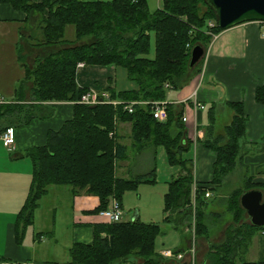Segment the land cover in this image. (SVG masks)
I'll list each match as a JSON object with an SVG mask.
<instances>
[{
	"label": "trees",
	"instance_id": "trees-1",
	"mask_svg": "<svg viewBox=\"0 0 264 264\" xmlns=\"http://www.w3.org/2000/svg\"><path fill=\"white\" fill-rule=\"evenodd\" d=\"M22 11L42 14V38L38 47L49 48L30 65L15 87V100L0 103V133L9 127L25 126L33 118L44 117L38 111L46 101H72L73 114L58 130H49L45 143L30 146L14 157L31 160V181L26 198L18 211L16 237L20 241L26 228L34 222L38 200L46 195L50 185L69 187L73 195L98 197L92 210L98 213L109 207L112 199L121 206L125 192L140 184L154 183L155 172L130 177L116 175L117 163L128 151L139 152L148 146H162L169 164L182 170L168 182L164 194V210L168 219L180 208L192 209L195 184L196 235L208 236L206 191L225 187L236 172L241 184L225 196L224 212L230 214L224 239L211 243L206 264H234L245 255L256 232L264 226L252 225L239 203L240 195L249 189L264 192V163L251 170L244 162L247 155L264 152V134L256 142L245 141L248 117L242 101H227L231 111L228 122L221 124L215 106L208 110V122L200 143L215 153L211 179L194 182L192 158L188 156L191 141L182 121L183 105L167 103V120L152 116L149 103L165 100L169 89L181 88L202 66V58L189 67L190 52L198 44L205 50L217 26L214 10L204 0H161V6L150 11L147 0H0ZM209 21L213 25L208 24ZM72 26L73 37L66 36ZM153 44V55L152 52ZM78 62L85 65L121 67L133 87L105 88L108 100L136 101L128 112L125 103L111 104L102 92L96 104L78 102L89 91L75 80ZM27 82L29 93L21 94ZM29 102H23L25 98ZM256 102L264 106V83L255 88ZM49 114H46V116ZM119 123H129V145L123 143L117 131ZM198 141V140H197ZM199 142V141H198ZM250 142L254 148L245 146ZM184 171V172H183ZM221 215V214H220ZM162 233L157 222H145L138 216L117 222L93 226L89 243L73 242L68 249L70 264H163L156 250V240ZM52 230L37 235L52 237ZM0 264H30L8 261Z\"/></svg>",
	"mask_w": 264,
	"mask_h": 264
},
{
	"label": "crops",
	"instance_id": "crops-1",
	"mask_svg": "<svg viewBox=\"0 0 264 264\" xmlns=\"http://www.w3.org/2000/svg\"><path fill=\"white\" fill-rule=\"evenodd\" d=\"M30 1L39 2L40 0ZM160 6L161 0L158 2V7ZM41 19L42 14L37 11H22L8 3L0 2V97L3 102L16 101L15 87L24 74L23 63L30 65L38 56L51 50L37 46L42 38ZM116 68L113 65L84 64L75 69V80L80 87L94 89L98 93H106L105 88H116ZM262 83H264V35L260 32L258 21H246L223 29L216 34L205 50L200 71L194 74L181 88L168 90L165 101L171 105L181 103L183 105L182 115L186 114L187 116V121L184 124L186 136L191 141V149L187 155L192 158L191 172L194 182L203 183L211 179L215 153L200 143L204 136V126L208 122L210 106L214 105L215 111L220 112L226 107L227 101H242L248 117L246 136L249 137L250 142H256L262 137L264 134V106L256 102L254 97L256 86ZM24 86L25 89L21 90V94L25 93L27 96L30 83L27 82ZM194 92L196 93L195 99L204 104V109L194 111L192 108ZM25 99L22 101H30L27 97ZM73 104L72 101L67 100L42 103L38 114L44 117L33 118L25 126L13 127L14 143L10 149L5 148L0 141V257H4L8 261L57 264V258L51 255L56 250H61L58 248L59 246L62 245L68 252L73 242L89 243L93 238V226L105 223L100 220L98 213L92 212L99 202L97 196L73 195L69 187L50 185L49 187L57 188L59 193L65 192L64 197H66L67 206H69L67 207L68 211L62 213V217L66 221L64 226L66 235L63 237L58 231L53 215L52 225L43 221H35L34 216L30 237L27 238L30 225L26 228L20 241L16 237L17 214L28 192L32 163L27 157L16 158L14 155L23 152L30 146L44 144L49 130H58L65 120L72 117ZM46 114L49 115L46 116ZM124 124L128 125L126 131L123 128ZM118 129L121 141L129 145L130 124L119 123ZM195 136L197 139H194ZM158 147L162 146H148L139 152L129 150L127 157L118 161L116 175L130 177L149 173L152 169L157 170ZM195 158L196 162H199L196 169ZM162 160L168 163L166 155L162 156ZM244 162L252 170L253 167L264 163V153L247 155L244 157ZM169 168L172 178L182 172L179 166L169 164ZM156 184L157 182L140 185L156 187ZM165 186L168 188V183ZM165 193L166 191H163L162 194H158V198L155 200L149 198L144 202L141 201L142 194L136 193V202L133 205L137 208V216L140 219V214L143 211L145 222H159L161 225L162 233L156 240V250L159 253L163 249H171L184 254L182 259L163 258V264H189L188 248L191 244V236L186 230L190 219L189 209L180 208L173 211L168 219H164L167 216L163 206ZM210 193L212 195L211 191ZM128 196H130L129 193L122 197L123 219L128 215L123 207L125 201L128 202ZM137 202H140V205H137ZM208 212L210 214L206 216L208 236L196 235L195 238V264L208 262L207 253L210 244L220 243L224 239L225 230L230 223L229 219H226L224 224L220 222L216 227L213 224L221 219L218 218L221 216L219 213L221 211ZM217 218L218 220H216ZM50 229L53 232L50 237L53 243H49L46 236L39 237L37 235L40 232H48ZM254 244L252 240L245 252V255H249L254 247V256L248 259L240 257L234 264H264L263 238L259 237L255 246H253ZM64 264H70L67 258L64 260Z\"/></svg>",
	"mask_w": 264,
	"mask_h": 264
},
{
	"label": "rangeland",
	"instance_id": "rangeland-1",
	"mask_svg": "<svg viewBox=\"0 0 264 264\" xmlns=\"http://www.w3.org/2000/svg\"><path fill=\"white\" fill-rule=\"evenodd\" d=\"M147 2H148V7H149L150 11H153V10L159 8L158 7L159 0H147ZM66 36L69 38L73 37L72 26H67ZM152 55H153V44H152V52H151L150 56H152ZM204 57H205V54L202 57V59H204ZM115 79H116V88L117 89H126V88L133 87V83L128 80L125 70L121 67L116 68ZM228 111L231 112L227 107H225L220 112H217V116L219 117L218 120L221 124L228 122V119H229ZM205 113H206V111H205ZM123 128H124V131H126L128 129V125L124 124ZM247 140L249 141V137L245 136V141H247ZM245 146H247L248 148H254V146L251 145L250 142H246ZM157 150L158 151H157V155H156V162H157L158 169L154 170V172H155L154 177L155 178L157 177V179L154 182V183L157 182L156 187H150L149 185H147V186L146 185H140L136 190H133L131 192H127V193H129L130 196H128L129 197L128 202L125 201V205L123 206L125 213L128 214L126 217H124L125 219L131 218V216L135 212H137V208L133 205L134 202H136V195H137L136 193L142 194L141 201L144 202L146 199L149 200V198H153L155 200L156 198H158V194H162L163 191L167 192L168 188L165 185H167V183H168L167 181H170L172 179V176L170 174L169 164L167 162H163V160H162V156L166 155L164 152V148L158 147ZM190 155H191V152H190ZM193 159H194V157H193ZM194 164H195V169H196V166L197 167L199 166V162H196V158H195ZM238 177H239V175L236 172L232 173L230 175L229 180L227 181L225 187H223L220 190H217L216 192H212V195L208 199V205H207V209H206L207 211H221V212H219L221 214V216L218 217L221 219L218 220V218H217L216 220H218V221L213 224L216 227L218 226V223L220 224V222H221L224 224L226 219L230 220V214L226 213V212L223 213L224 207H225V202H224L225 196L224 195H226L231 189L236 188L241 184L240 179ZM165 182H167V183H165ZM48 190L49 191L46 193V195L42 196L38 200V205H37L36 209L34 210V214H35L34 216L36 219L35 221H38V222L43 221V222L51 223V225H52L53 218L55 216L56 227H57L58 231L60 232V234H62L64 237L66 235L65 234L66 232L64 230V226L66 224V221L62 217V213H63V211H65V212L68 211L67 207H69V206H67L66 197H64L65 192L62 191L59 193V190H57V188H55V187L54 188L49 187ZM263 194H264V192H263ZM137 205H140V202H137ZM140 215H141V220L145 221V219H144L145 216L143 214V211L141 212ZM99 218L102 222H106V223L108 222L109 223L107 218H104L101 216H99ZM157 223H159V222H157ZM32 230H33V224H31L29 226L27 238L30 237V231H32ZM49 231H51V229ZM212 231H213V228H212ZM189 234H190V232H189ZM195 234H196V229H195ZM259 237H261L260 233L256 232L252 238L253 243L256 244L257 240H259ZM47 238H48L47 240H49V243H53L52 240L50 239V237H47ZM52 239H54V238H52ZM255 244L253 246H255ZM58 248L61 250H59V251L56 250L53 253V255H51V256H55V258H57L56 259L57 264H64V260H66V258L69 261V259H70L69 254L66 251V248H63L62 245L59 246ZM254 249L255 248L253 247L252 250L250 251L249 255L246 254V255L242 256V259L252 258L254 256V254H253ZM50 260H52V259H50ZM40 264H47V262L46 263L43 262Z\"/></svg>",
	"mask_w": 264,
	"mask_h": 264
},
{
	"label": "built area",
	"instance_id": "built-area-1",
	"mask_svg": "<svg viewBox=\"0 0 264 264\" xmlns=\"http://www.w3.org/2000/svg\"><path fill=\"white\" fill-rule=\"evenodd\" d=\"M259 23H260V32L262 35H264V21H260ZM208 24L210 26H212L213 22L209 21ZM83 65H84L83 62H78L76 64V68L82 67ZM98 94L99 93L97 90L91 89L87 93L81 95L78 102L85 103V104H96L98 102H102L101 100H99ZM102 95H103V97L106 98L104 102H108V103H111L114 105L117 103H125L124 108L128 112H131L132 106L135 103H137L136 101L122 102V101H117V100H108L107 93L102 92ZM195 95H196V93L194 92L192 95L193 99H194L192 108L194 109V111L204 109V107H205L204 104L200 103L198 100H196ZM2 102H3L2 98L0 97V103H2ZM144 103L150 104L151 113L155 119H157L158 121H162V122L167 120V117H168L167 101L155 100V101H150V102L148 101V102H144ZM182 121L183 122L187 121L186 114L182 115ZM194 139H197V136H195ZM0 141L5 148L10 149V147L14 143V133H13L12 127L7 128L3 132L0 133ZM195 190H196V186L194 184L193 192H192V209L189 210L190 219H189V221L187 223V227H186L187 231L190 232V236H191V244L188 248L189 264H195V244H194L195 240H196L195 239L196 238V234H195L196 217H195V211H194ZM204 196L206 198L209 197L210 192L206 191ZM98 214L101 217L107 218L109 222H117L123 218V211L121 209V206L119 205V203L115 199L111 200L108 208L100 210L98 212ZM260 234H261L262 238L264 239V229H262L260 231ZM160 254L164 258L182 259L184 256V254L182 252L173 251L171 249H163V250H161Z\"/></svg>",
	"mask_w": 264,
	"mask_h": 264
},
{
	"label": "water",
	"instance_id": "water-1",
	"mask_svg": "<svg viewBox=\"0 0 264 264\" xmlns=\"http://www.w3.org/2000/svg\"><path fill=\"white\" fill-rule=\"evenodd\" d=\"M216 16L217 26L226 29L246 21H264V0H204ZM204 55L202 46L196 44L190 52L189 67H193ZM249 222L264 226V194L260 189L244 191L239 198ZM137 217L134 213L132 219Z\"/></svg>",
	"mask_w": 264,
	"mask_h": 264
}]
</instances>
